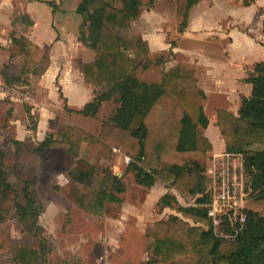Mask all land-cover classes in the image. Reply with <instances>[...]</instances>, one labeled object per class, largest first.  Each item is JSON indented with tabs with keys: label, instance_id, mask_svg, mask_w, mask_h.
I'll use <instances>...</instances> for the list:
<instances>
[{
	"label": "rangeland",
	"instance_id": "obj_1",
	"mask_svg": "<svg viewBox=\"0 0 264 264\" xmlns=\"http://www.w3.org/2000/svg\"><path fill=\"white\" fill-rule=\"evenodd\" d=\"M202 1L207 8L205 18L197 20L202 9L193 13V28L207 29L186 38L178 33L180 16L175 12L176 0L157 2L153 11L165 15L167 23L159 34L155 52L150 53L149 59L139 61L136 74L140 79L156 83L171 67H193L196 63L200 67L201 86L207 88L218 84L222 89L230 84V81H224L218 67L226 61L225 57L232 54L239 57L245 53L250 58L246 61L249 66L263 61L264 50L260 47H264V0H256L250 7H245L243 0ZM24 18L27 25L28 18ZM42 18L46 19L45 16ZM150 19L144 18L142 24L138 22L139 26H134V31L128 28L122 35L133 40L135 36L151 34L153 31L144 26ZM12 36L33 42L35 34L28 26L5 34V38ZM69 43L75 46L73 40ZM172 43L175 45L171 49ZM41 50V57L47 61L49 46ZM13 52L10 55L5 52V95H0V171L6 174L12 187L9 194L0 195V264H146L153 261L148 250L152 226L166 221L173 213H165L159 200L147 199L149 190L137 184L134 174L127 169L125 156L114 152V149H120L122 154H127L122 148L109 146L98 139L100 125L111 118L116 102L104 104L94 120L71 114L66 117L63 100L59 97V84H52L50 90H41L39 76L24 77L19 69L20 57L17 51ZM209 59L213 60V66L205 65V60L209 62ZM74 67L78 68L76 61ZM212 72L217 79L209 78ZM224 74L230 78L232 72L226 70ZM71 89L74 90L72 98L81 96L77 87ZM102 91L98 89L97 94ZM208 93L204 112L212 130L216 113L213 108L221 106L223 101ZM39 112H42L41 119ZM63 122L70 123L71 127L94 140L77 143L55 137ZM211 132L209 135L216 148L223 150L221 142ZM49 135L56 138L55 141L51 140L49 148L39 153V142ZM263 150L264 143L252 147L250 153ZM211 165L207 162L206 177ZM80 173H89L91 183L73 182ZM111 176L119 180L122 176V193L109 182ZM76 188L84 194L104 191L122 199L123 203L105 205L102 210L86 214L74 202ZM23 190L34 194L42 209L38 237L25 229L17 214L16 199L23 196ZM195 200L189 196L178 205L195 207ZM248 209L264 219V200L257 195L251 197Z\"/></svg>",
	"mask_w": 264,
	"mask_h": 264
},
{
	"label": "trees",
	"instance_id": "obj_2",
	"mask_svg": "<svg viewBox=\"0 0 264 264\" xmlns=\"http://www.w3.org/2000/svg\"><path fill=\"white\" fill-rule=\"evenodd\" d=\"M156 1L80 3L76 14L83 21L78 40L95 53V61L82 67L83 82L95 88L106 85L108 90L74 113L94 118L103 103L114 100L118 108L111 120L102 124L98 139L129 154L132 162L128 170L134 173L138 185L150 188L157 177L180 195L196 199L195 207L186 208L178 206L169 195L160 199L162 208L180 217L172 216L152 226L148 250L154 260L146 264H264L263 218L248 209L245 229L233 241L215 237L207 220L206 170L212 146L200 132L207 128L208 119L203 108L205 95L198 87L194 68L184 65L171 68L159 84L141 82L134 75L138 62L149 55L148 44L142 40H125L119 31L136 21L142 8H152ZM255 1L243 0V5L250 7ZM200 2L177 0L176 13L182 18L180 33L188 28L190 13ZM44 4L53 12L57 10L51 2ZM10 39L23 58L21 74L39 75L44 66L38 62L39 53L33 44L13 36ZM245 83L252 92L249 98L241 100L238 116L217 110L216 125L226 141L225 152L245 157L252 196L264 200V150L250 153L254 145L264 143V61L255 65ZM60 97L66 102L61 94ZM64 110L72 113L65 105ZM56 137L77 143L94 140L67 125L58 128ZM51 140L53 137L39 143L37 151L47 150ZM109 180L120 193L121 181L113 176ZM90 181L89 173H80L73 179L81 185ZM11 190L6 174L0 171V195ZM73 198L78 209L86 214L102 210L105 205L122 204L116 196L104 191L84 194L76 188ZM16 203L21 223L38 237L42 209L34 194L23 190Z\"/></svg>",
	"mask_w": 264,
	"mask_h": 264
},
{
	"label": "crops",
	"instance_id": "obj_3",
	"mask_svg": "<svg viewBox=\"0 0 264 264\" xmlns=\"http://www.w3.org/2000/svg\"><path fill=\"white\" fill-rule=\"evenodd\" d=\"M82 1L84 0H0V95H5L3 91L5 90V82H4L5 52L6 53L9 52V55H10L11 52L14 53L13 51H17L16 53L20 57V61H21V66H19L20 72H21V68L23 64L22 56L19 54L17 48L12 46L10 37L5 38V34H7L8 31H13L15 28L24 29V28H28L29 26V28H31V30L35 34L34 41L32 42L30 39H27V38L25 40H28L29 42H31L33 46L37 49L39 53L38 62L40 64L42 63L43 64L45 63V64L43 65L44 70L39 75H28V76H39V87L41 90H45V88L50 90L52 87V84H57V83L59 84V86L61 87V90H59V97H60V94L63 96V98L66 101V102L63 101L64 105L67 107V110L72 112V113H67L64 110V106H63L64 116L67 117V116L75 115L77 118L94 120L98 117V114L104 104L114 101V100H111V101L103 103L96 117L94 118L84 117V116L77 115L74 113V112L82 111L86 104L90 103L96 96H99L100 94L108 90V87L105 85L101 87L103 91L100 94H97V91L100 88H95L92 86L85 85V83L83 82L82 67L85 64L92 63L95 61V53L89 48L84 47L78 40L83 20L80 16L76 14V10ZM158 1L159 0L155 2L152 8H147V9L142 8L140 11L139 18L136 21L129 23L123 29L119 31V35L123 39L129 40V39H126L122 35L123 31L128 28L134 31V26L136 27L137 25L138 27L139 23L142 24V21L144 22V18L145 19L146 17L151 18L150 19L151 21L148 20V24L144 25L143 23V25L148 30H151V32L152 31L153 32L151 34L145 33L146 35L145 37L135 36V38L133 39V40H142L143 42H146L149 47V55H151L150 53L155 52L154 47L156 46V42H157V39L159 38V34L165 27L164 24L167 23L165 15L161 14L160 11L156 13H154L153 11V8L155 7ZM45 2H51L55 4L57 10L53 12L50 7L44 4ZM176 3H177V0H176ZM176 3H175V12H176ZM201 9L203 12L200 11ZM209 9H212V8H208V10ZM205 10L207 11V8L206 6L203 5V1L201 0V2L191 11L190 16H189L188 28L183 33L179 32V27L182 21V18L180 17L178 33L181 35V37L183 38H186L189 36L194 37V36H197L196 33H198L200 30L207 29L206 27L193 28V18H192L193 13L195 14L197 11L201 12V14H199L200 17H197V20L200 21L205 18L204 16V13L206 12ZM152 14H155L157 16L151 17L150 15ZM43 16L46 17L45 20H43L42 18ZM24 17L28 18L27 25H26V20H25L26 18ZM39 28L41 29V32L38 31ZM141 30H143L142 26H141ZM37 36L38 37L40 36L41 39L38 38ZM13 37L20 39L15 36ZM69 40H73L74 42L73 45L76 46V47L74 46L75 48L72 46V43H69ZM47 45L49 46V57L46 61L44 60V58L41 57L40 51H42L41 49ZM173 45L175 44L174 43L171 44V47H170L171 49L174 48ZM260 48L262 51L264 50V47L263 48L260 47ZM149 55L145 59H141V60L149 59ZM131 58L134 59L135 56L132 55ZM224 60L226 61L222 62L220 66L218 67L221 68L220 71H221V75H223L224 77V81H230V84L229 85L226 84V86L222 89H221V86H219L218 84L215 85V87H211V86L210 87L208 86L207 88L202 87L200 83V76H199L200 67L198 64L195 63L193 65V68L196 73L198 87L205 95V99L203 101V108L205 109L204 104L205 102H207L208 95H209L208 92H210L216 97V100L223 101L221 106L213 108L214 111L225 110L234 116H238L241 100L243 98H249L251 96L252 88L250 85L245 83V80L248 78V75L253 72L255 66H249L247 64L250 58L245 53L240 55L239 57H236L235 55L232 54L229 56V58L225 57ZM75 61L77 63L78 68L74 67ZM213 63L214 62L212 59H209V62L208 60H205V65L213 66ZM10 65L12 66L13 64H10ZM176 66L178 65H175L171 68H174ZM138 68H139V64H138ZM138 68L134 71V75L139 81L147 83V84H159L161 82L162 79L156 83H148V82L143 81L136 74ZM226 70H230L232 72V75H230V78H227L225 76L224 72H226ZM24 77H27V76H24ZM209 78L217 79V77H215L213 72L210 74ZM233 80L235 81V84L234 83L232 84ZM71 87H77L79 91L82 92L81 96L72 98L71 96L74 90L71 89ZM62 92L65 93V95H63ZM217 92L223 93V95L217 94ZM231 102H233L232 105H231ZM117 108H118V104H117L116 109ZM113 115L111 116V118L113 117ZM214 116H215L214 117L215 128L210 130L212 127H210L209 125L210 123L208 120L207 128L200 129V132L202 133V135L210 142L212 146V150L208 153V162L210 164L213 163V161L217 158V156H220L221 154L225 153V147H226V141L219 134V130L216 125V113ZM38 117L39 119L42 118V112H39ZM111 118L108 120V122L111 120ZM61 124L71 126L70 123H66V122H63ZM101 126L102 124L100 125L98 132H100ZM210 131H213L211 133L215 137H217L218 140L221 142L223 150H219L218 148H216L214 142L212 141L209 135ZM49 137L50 135L46 137L45 139H43L41 142H43ZM55 137H56V134H55ZM54 139L56 138L53 137V141H55ZM114 152L116 153L121 152L120 153L121 156H125V160L126 159L129 160L128 162L125 161L127 165L129 166L131 164L132 160L128 153L122 154V150L120 149H114ZM121 177H120V181L122 182ZM123 189H124V186L121 188L120 193H122ZM147 190H149V195H147V199L153 198V199L160 201L162 197H164L165 195H169L176 200L177 205L178 203L179 204L181 203L183 198L189 197V196L180 195L178 192L173 190L168 183L160 181V179L157 177L155 178V182L153 186L150 188H147ZM118 199L122 201V199L120 198ZM163 210L165 213L167 212L173 213L170 215V217L172 216L180 217L179 215H177L175 212L171 211L170 209L163 208Z\"/></svg>",
	"mask_w": 264,
	"mask_h": 264
},
{
	"label": "built area",
	"instance_id": "obj_4",
	"mask_svg": "<svg viewBox=\"0 0 264 264\" xmlns=\"http://www.w3.org/2000/svg\"><path fill=\"white\" fill-rule=\"evenodd\" d=\"M208 175L207 220L215 237L233 241L245 229L252 197L245 157L225 152L213 161Z\"/></svg>",
	"mask_w": 264,
	"mask_h": 264
}]
</instances>
